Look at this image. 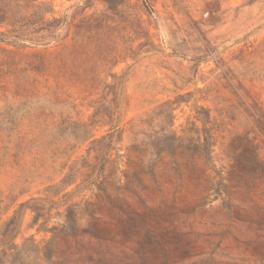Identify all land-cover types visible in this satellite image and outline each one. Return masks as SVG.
I'll list each match as a JSON object with an SVG mask.
<instances>
[{
	"label": "rangeland",
	"instance_id": "374dc122",
	"mask_svg": "<svg viewBox=\"0 0 264 264\" xmlns=\"http://www.w3.org/2000/svg\"><path fill=\"white\" fill-rule=\"evenodd\" d=\"M0 264H264V0H0Z\"/></svg>",
	"mask_w": 264,
	"mask_h": 264
}]
</instances>
